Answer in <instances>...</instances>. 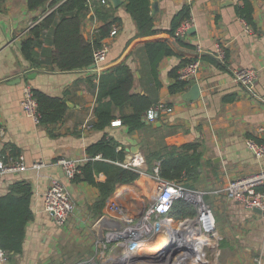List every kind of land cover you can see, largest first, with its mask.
I'll use <instances>...</instances> for the list:
<instances>
[{"label": "crops", "instance_id": "1", "mask_svg": "<svg viewBox=\"0 0 264 264\" xmlns=\"http://www.w3.org/2000/svg\"><path fill=\"white\" fill-rule=\"evenodd\" d=\"M100 1L90 0V11L82 27L86 40L95 39L104 25L95 9L113 7L110 0V6L102 5ZM157 2L156 29H170L174 16L183 7L190 6L191 27L183 39L197 48L199 57L214 54L221 45L227 59L223 70L202 60L200 73L190 87L182 93L171 94L169 89L175 80L169 73L180 65V59L165 58L159 66L162 89L158 104L169 106L173 111L158 121L160 124H146L153 127L167 125L170 133L164 140L167 146L199 144L203 174L194 189L214 192L231 181L260 172L264 169V158L256 159L247 142L253 139L264 143V132L259 133L264 129V0H250L252 26L237 14L242 0ZM113 9L121 22L117 23L118 35L115 38L109 35L102 41L110 44L106 61L93 70L61 73L30 68L20 50L26 32L35 20L48 12L49 6L30 10L27 0H4L0 5V157L8 152L12 154V148H15V155H12H22L28 166L36 162L47 165L39 175L29 170L0 176V196L6 195L17 181L30 182L34 188L31 205L34 219L28 224L23 252L16 257L14 264H76L95 253V236L90 228L98 220L90 207L96 202L98 191L87 183L68 181L63 169L55 164L57 159H88L87 147L100 141L105 134L120 144L118 150L125 148L126 155L129 149L138 145L142 153V134H129L122 125L115 127L111 124L103 132L83 128L95 121L98 77L135 47L131 45L126 49L137 34L135 22L124 5ZM127 63L135 74L134 92L144 94L139 64L132 58ZM238 69L258 72L253 95L234 82L233 72ZM33 74L35 77L29 78ZM195 84L200 87V98L185 100L184 95ZM26 87L67 103L66 117L51 128L52 134L24 112L22 103ZM52 179L63 181L76 203L74 217L63 228H58L44 210V195ZM105 179L104 175L97 178L98 181ZM120 186L123 185L116 189ZM125 186L146 196L156 184L149 176H142ZM206 199L214 209L220 233V263L254 264V258L259 254L264 259L262 215L229 201L224 194H210Z\"/></svg>", "mask_w": 264, "mask_h": 264}, {"label": "trees", "instance_id": "2", "mask_svg": "<svg viewBox=\"0 0 264 264\" xmlns=\"http://www.w3.org/2000/svg\"><path fill=\"white\" fill-rule=\"evenodd\" d=\"M3 2L0 0V5ZM89 3L90 0H27L30 10L49 6L48 12L33 22L21 41V54L30 68L64 73L87 70L94 64V52L110 35L113 24L121 22V19L114 15L116 10L113 7H97L95 13L104 20V25L95 39L86 40L82 27L90 11ZM242 3L237 8V14L252 26V4L250 0H242ZM123 5L137 28L136 36L128 42L126 49L131 45L135 47L123 60L98 77L93 127L103 132L112 122L120 120L129 134H142V154L148 164L149 175H154L155 163H158V177L181 182L194 189L203 174L199 144L167 146L164 141L170 134L167 125L153 127L144 121L145 114L159 103L162 89L159 66L165 58L180 59V65L169 73L175 80L170 86V93H182L191 85L180 81L178 72L199 59L198 51L176 34L184 22H191V7H183L174 16L170 29L161 30L155 27L151 0H124ZM130 58L139 64L140 85L144 94L134 92L135 74L127 63ZM200 58L221 70L225 69L227 56L223 61H219L215 54L202 55ZM32 92L38 104L39 124L52 134L51 128L65 119L68 105L63 99L48 96L39 90L33 89ZM119 146L106 134L100 141L88 146L86 154L89 160L74 179L75 183H87L97 189L98 198L90 207L97 220L103 215L106 202L118 185H131L140 179L138 172L117 164L126 156L125 148L118 150ZM12 152L15 155V148H12ZM97 156H101L102 160H94ZM100 175L105 176V181L97 180ZM33 196V185L27 181L13 183L9 192L0 196V248L7 256L8 263L14 264L16 257L23 252L26 230L34 219L31 207ZM172 215L181 220L193 217L195 211L189 204L178 201Z\"/></svg>", "mask_w": 264, "mask_h": 264}, {"label": "built area", "instance_id": "3", "mask_svg": "<svg viewBox=\"0 0 264 264\" xmlns=\"http://www.w3.org/2000/svg\"><path fill=\"white\" fill-rule=\"evenodd\" d=\"M100 3L110 6L108 0ZM191 22H184L176 34L184 38ZM248 28V27H247ZM118 35V25L114 24L110 38ZM110 51L109 43H102L94 52L96 68L106 61ZM200 53H202L200 51ZM215 56L219 61L226 57L223 46H218ZM202 66V59L193 61L182 67L178 74L179 80L189 85L198 77ZM258 72L254 69H238L233 72L234 82L247 93L253 95ZM24 112L40 123L38 104L32 89L26 87L23 98ZM173 109L163 104H157L144 116V121L152 124L162 120ZM121 121H114L112 126H120ZM86 130L94 129L93 123L83 126ZM260 129L259 133H263ZM248 148L258 160L264 158V143L253 139L248 140ZM59 158L56 165L60 166L68 181H74L81 173L80 168L88 161ZM94 160H102L97 156ZM117 164L126 169L134 170L142 176H149L156 187L146 196H141L129 186H120L108 199L103 215L120 223L118 230H105V237L100 241L93 227L91 233L95 236V253L84 261L76 264H221L220 263V233L213 207L208 203L207 196L224 194L231 202L237 203L248 211H261L264 218V169L249 176L236 179L225 187L207 192L202 189L186 187L184 183L166 181L158 177L159 169L154 167V175H149L147 162L142 153H127L125 159ZM47 165L36 162L28 166L25 158L13 156L10 152L0 157V176L20 174L34 170L38 175ZM132 191L133 193H131ZM183 201L192 206L195 211L193 217L178 220L173 217L175 203ZM44 210L52 217L58 228H63L74 217L76 203L67 185L58 179H52L44 195ZM99 218V219H100ZM98 219V220H99ZM155 236L163 237L165 245L161 248H149L148 243ZM8 259L0 248V264H7ZM254 264H264L263 255L254 258Z\"/></svg>", "mask_w": 264, "mask_h": 264}, {"label": "water", "instance_id": "4", "mask_svg": "<svg viewBox=\"0 0 264 264\" xmlns=\"http://www.w3.org/2000/svg\"><path fill=\"white\" fill-rule=\"evenodd\" d=\"M112 6L115 9L120 8L124 4V0H110ZM159 4L157 0H153L151 4V14L155 16L158 12ZM192 32V31H190ZM96 66L92 65L89 69L93 70ZM36 74L30 75L29 78H34ZM20 82V80H17ZM200 87L198 84L192 86V88L184 95V99L187 101H196L200 98ZM160 124V122H158ZM131 154H138L141 153V146H136L128 150ZM256 213L261 214V211L256 209L254 210ZM120 228V223L118 221L112 220L109 216L104 215L100 218L96 224L94 225L93 229L97 234V237L100 241L104 240L105 237V230H118ZM9 264V263H8Z\"/></svg>", "mask_w": 264, "mask_h": 264}, {"label": "bare ground", "instance_id": "5", "mask_svg": "<svg viewBox=\"0 0 264 264\" xmlns=\"http://www.w3.org/2000/svg\"><path fill=\"white\" fill-rule=\"evenodd\" d=\"M131 193H133L132 191H130ZM165 245V242L163 240V237L161 236H155V238H153L149 243H148V247L155 249V248H161Z\"/></svg>", "mask_w": 264, "mask_h": 264}, {"label": "rangeland", "instance_id": "6", "mask_svg": "<svg viewBox=\"0 0 264 264\" xmlns=\"http://www.w3.org/2000/svg\"><path fill=\"white\" fill-rule=\"evenodd\" d=\"M155 165H156V163H155ZM147 168H148V164H147ZM149 169V168H148ZM92 235L94 236V234L92 233ZM94 238V237H93ZM72 263V262H71ZM56 264H58V263H56ZM70 264V263H69Z\"/></svg>", "mask_w": 264, "mask_h": 264}]
</instances>
